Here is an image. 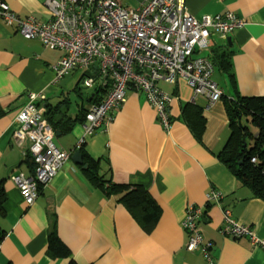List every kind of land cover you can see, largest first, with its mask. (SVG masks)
Masks as SVG:
<instances>
[{"label":"crops","instance_id":"0c3cea01","mask_svg":"<svg viewBox=\"0 0 264 264\" xmlns=\"http://www.w3.org/2000/svg\"><path fill=\"white\" fill-rule=\"evenodd\" d=\"M4 1L21 19L51 18L48 0ZM185 7L198 17L234 11L246 20L245 26L219 40L218 47L232 51L235 82L215 67L219 74L214 72L213 78L225 95L211 105L205 96H195L184 78L175 84L160 82L174 96L169 131L146 94L131 89L111 124L86 136L80 146L82 106L101 100L105 91L95 96V88L86 89L80 70L57 79L54 66L63 51L43 50L41 40L24 37L0 17V107L5 110L0 115V184L5 198L0 208V264H210L201 251L185 248L188 233L183 223L191 205L203 206L199 226L214 264H264L262 245L221 231L223 210L229 209L264 239V199L221 159L232 133L228 100L264 96V0H185ZM78 85L83 86L81 95ZM30 90L46 94L47 112L68 99L60 104L63 112L54 113L58 119L65 113L75 120L68 131L55 130L60 149H83L99 162L106 178L149 190L161 210L153 231L146 232L117 195L108 197L89 182L83 168L89 161L83 153V165L71 157L35 202L26 203L12 176L34 174L31 142L14 135L16 116ZM211 190L221 192L219 203L207 202ZM53 231L62 248L51 246Z\"/></svg>","mask_w":264,"mask_h":264},{"label":"built area","instance_id":"2783aa9c","mask_svg":"<svg viewBox=\"0 0 264 264\" xmlns=\"http://www.w3.org/2000/svg\"><path fill=\"white\" fill-rule=\"evenodd\" d=\"M51 18L30 16L21 19L0 0V17L16 26L26 38H38L44 49H60L62 57L54 66L57 79L82 71L85 88L105 87L103 98L91 103L85 112L84 138L107 128L114 114L124 104L131 89L146 94L156 109L159 121L169 131L170 107L174 96L160 87V82L177 83L184 78L194 95H203L209 104L225 94L213 78L215 66L206 51L219 46V40L246 25L234 11L196 16L185 7V0H140L129 8L118 0H48ZM44 92L30 90L27 102L16 116L17 140L31 142L34 174L17 173L12 180L24 200L31 205L42 187L48 185L71 159L72 152L54 142L55 131L47 119ZM257 161V157L251 159ZM222 194L211 190L207 202L219 203ZM203 206H189L183 223L188 233L186 250L201 251L214 264L204 241L199 222ZM221 231L233 238L248 237L253 245H262L246 224L239 223L229 209L223 210Z\"/></svg>","mask_w":264,"mask_h":264},{"label":"trees","instance_id":"16d2710c","mask_svg":"<svg viewBox=\"0 0 264 264\" xmlns=\"http://www.w3.org/2000/svg\"><path fill=\"white\" fill-rule=\"evenodd\" d=\"M231 55L232 51L228 46H225L213 48L209 56L214 66L227 73L235 82ZM82 88L81 85L76 88L80 95L82 94L80 92ZM96 90L95 96L100 95L101 91L107 92L105 87H99ZM102 98L103 94L100 99ZM67 101L68 99L63 100L54 108V111L48 110L47 112V119L54 131H68L75 122L65 113L59 119L54 115L56 112H63L60 104L68 103ZM82 107L79 116L85 118L87 108H84V105ZM4 112L5 110L0 107V115ZM228 112L232 133L225 150L221 154V159L244 184L250 186L257 196L264 199V96L237 95L236 98L228 100ZM243 118L250 121L255 129L251 130L248 125H245L242 121ZM248 137L252 138L250 146L247 142ZM82 151L89 161L88 167L84 170L89 182L108 197L117 195L118 201L129 209L143 229L148 233L153 231L159 221L161 210L149 190L142 184H121L106 178L99 172V162L90 157L88 158L83 149ZM253 157H257L256 162L251 161ZM4 199L0 184V208ZM208 203L213 204L215 202ZM3 235L0 230V240ZM50 238L52 241L51 246L62 248L56 231L51 233Z\"/></svg>","mask_w":264,"mask_h":264},{"label":"rangeland","instance_id":"374dc122","mask_svg":"<svg viewBox=\"0 0 264 264\" xmlns=\"http://www.w3.org/2000/svg\"><path fill=\"white\" fill-rule=\"evenodd\" d=\"M121 4H123V5H125V6H127V7H129V8H136L138 5H139V3H140V0H118ZM216 70V69H215ZM216 73H215V76H218V74H219V72L218 71H215ZM188 83V82H187ZM189 84V83H188ZM87 89V88H86ZM86 91V90H85ZM242 121H243V123L245 124V125H248L249 127H250V129L251 130H254L255 129V127L251 124V122L250 121H248L246 118H243L242 119ZM56 140H57V138L55 137L54 138V142L56 143ZM247 142H248V144H249V146L252 144V138L251 137H248L247 138Z\"/></svg>","mask_w":264,"mask_h":264},{"label":"water","instance_id":"95a60500","mask_svg":"<svg viewBox=\"0 0 264 264\" xmlns=\"http://www.w3.org/2000/svg\"><path fill=\"white\" fill-rule=\"evenodd\" d=\"M228 41L230 42V37H228ZM72 159L74 160L75 163L79 164V165H83V155L80 149L75 150L72 153ZM88 164H84L83 168H87Z\"/></svg>","mask_w":264,"mask_h":264},{"label":"bare ground","instance_id":"6f19581e","mask_svg":"<svg viewBox=\"0 0 264 264\" xmlns=\"http://www.w3.org/2000/svg\"><path fill=\"white\" fill-rule=\"evenodd\" d=\"M85 119V118H84Z\"/></svg>","mask_w":264,"mask_h":264}]
</instances>
